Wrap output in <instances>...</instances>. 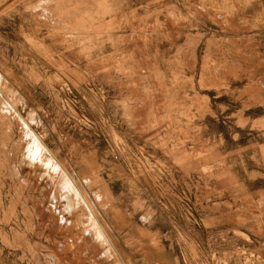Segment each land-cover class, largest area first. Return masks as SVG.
<instances>
[{"label":"rangeland","instance_id":"rangeland-1","mask_svg":"<svg viewBox=\"0 0 264 264\" xmlns=\"http://www.w3.org/2000/svg\"><path fill=\"white\" fill-rule=\"evenodd\" d=\"M0 264H264V0H0Z\"/></svg>","mask_w":264,"mask_h":264},{"label":"bare ground","instance_id":"bare-ground-1","mask_svg":"<svg viewBox=\"0 0 264 264\" xmlns=\"http://www.w3.org/2000/svg\"><path fill=\"white\" fill-rule=\"evenodd\" d=\"M33 153H34V152H33ZM35 153H36V152H35ZM57 169H58V168H57ZM63 173H64V172H63ZM65 174H66V173H65ZM62 175H63V174H62ZM62 177H64V175H63ZM65 178H66V177H65ZM64 180H65V179H64ZM62 183H63V181H62ZM64 184H66V185H67V184L71 185L70 182L67 181V179L65 180V182H64L62 185L64 186ZM66 185L64 186V188H67ZM68 187H69V186H68ZM72 187H73V186H72ZM69 190H70V189H69ZM74 191H76V190H74ZM99 232H100V231H99ZM98 235H100V234H98ZM100 236H102V235H100ZM100 236H99V237H100ZM99 237H98V238H99Z\"/></svg>","mask_w":264,"mask_h":264}]
</instances>
